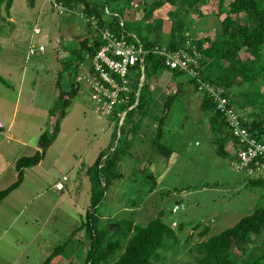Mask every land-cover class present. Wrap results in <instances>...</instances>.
<instances>
[{
	"label": "rangeland",
	"instance_id": "obj_1",
	"mask_svg": "<svg viewBox=\"0 0 264 264\" xmlns=\"http://www.w3.org/2000/svg\"><path fill=\"white\" fill-rule=\"evenodd\" d=\"M152 1L155 0H134L135 8L130 7L123 16L124 21L130 23L127 25L137 29L144 14L143 2L148 5ZM217 4L213 0L198 3L195 6L199 9L197 12L195 7L180 0L167 1L147 20L157 19L161 23L164 45L175 33L179 34L175 31L179 23L184 24L181 33L190 38L209 36L214 39L224 17L218 19L213 13ZM35 27L40 28L39 34L33 32ZM86 29L75 14L58 13L50 0H34L33 5L27 0H14L9 19L5 12L0 13V76L5 80V83L0 81V172L3 173L0 189L11 181L10 163L21 156L34 154L31 149L37 144L40 132L51 128V113L59 106L57 96L61 89L57 80L64 61L57 55L65 45L75 47L79 39L88 35ZM41 43L46 45V51L28 58L29 46ZM63 78L65 85L67 75ZM157 78L153 87L154 102L148 113L161 116L166 95L173 93L176 87L167 73L161 72ZM161 79L164 83H160ZM185 79V76L180 78ZM86 100L82 96L80 101L84 106L76 99L67 108L68 115L60 124V133L46 151L45 166L26 168H30L31 174L34 172L38 179L25 172L22 189L8 197L6 203H0V234L11 223L0 237V264H43L55 248L58 252V247L62 249L61 254L54 256L48 264L86 263L90 238L84 224L91 210L92 193L86 186L91 181L90 177L89 184L81 179L82 173L77 179L76 173L92 163L99 149L108 153L107 142L115 132L117 137L109 151L115 149L120 139V127L116 126L114 116L97 114ZM200 101V95L189 84L176 96L160 141L171 151L168 156L154 150L151 141L146 146V137L155 134L157 121L145 117L143 124L138 123L141 128L136 136L145 146L136 142L135 148L129 147L126 153L116 155L122 178L107 187L106 198L96 212L99 228L100 225L109 228L111 223L124 218L145 225L162 212L163 221L174 229L177 240L167 241L165 248L159 251L162 258L157 264H194L196 245L200 241L232 227L259 205V190L249 187L243 174L233 169L231 158H222L215 153L214 136L199 107ZM146 124L153 128L148 130L149 135ZM8 131L15 140L4 138ZM57 158L53 170L45 173L46 165ZM77 162L79 165L73 171ZM63 173L69 181L62 180ZM57 179L70 186L64 189L63 197L57 196L63 191L55 193L51 187ZM130 202L135 205L129 209ZM176 203L180 204V209L172 212ZM22 205L25 206L15 219L16 211ZM204 226L209 230L206 236H201L199 232ZM111 233L109 229L106 236ZM17 236L20 240L16 242ZM263 239L264 233L257 243ZM60 257L65 260L58 262Z\"/></svg>",
	"mask_w": 264,
	"mask_h": 264
},
{
	"label": "trees",
	"instance_id": "obj_2",
	"mask_svg": "<svg viewBox=\"0 0 264 264\" xmlns=\"http://www.w3.org/2000/svg\"><path fill=\"white\" fill-rule=\"evenodd\" d=\"M13 1L0 0V13L5 12L7 19L10 17ZM27 1L31 5L34 3V0ZM52 1L67 9L80 8L85 15L95 17L101 28L118 31L120 30L119 20L122 19L125 30L134 32L143 46L151 50L145 58V80L140 88L138 103L134 109L127 113L124 123L120 126V139L115 149L109 151L114 146L116 132L107 147L108 153L106 150L101 151L88 168L92 193L91 210L87 213L84 224L86 234L90 238V248L87 251L85 264H157L162 258L159 251L165 248L167 241L177 240L174 229L163 221L162 212H159L145 225L124 218L111 223L109 228L101 225L99 228L98 226L96 212L106 198L107 187L111 186L114 180L122 178V174L117 169L119 160L116 155L122 152L124 154L129 149L131 141L129 142L128 135L135 132L134 129L145 117H152L151 119L157 121L152 147L168 156L171 151L160 142L165 120L181 88L189 84L192 90L201 97L199 107L207 118L209 129L214 136L215 153L222 158H231V163H233L236 160L234 152L237 148V141L231 134L223 113L217 108V102L207 92L198 91L196 81L189 78L186 73L179 70H166L163 56L153 52L152 49L155 46H164L169 50H175L190 40L202 56L200 61L201 79L224 89L223 95L228 98L230 105L238 110L243 127L257 141L264 143V0H213L218 3L216 10L213 11L215 16L219 19L224 15L220 22V30L214 39L209 36L190 38L185 35L186 33H181L184 24L179 23V27L175 30L179 34L175 33L167 45H164L163 42L164 33L161 23H158L157 19H153V21L147 19L163 2L174 3L177 0H155L148 5L143 2L144 14L140 20L141 25L137 29L127 25L130 23H126L123 19L125 11L134 7V0ZM180 1L193 8L198 3H204L207 0ZM137 3L139 4V2ZM106 8L111 14L117 13L118 16L106 15ZM195 10L199 12L196 7ZM65 13L73 14L68 11ZM101 44L99 38L87 35L83 39H79L75 47L67 46L68 58L63 61L57 80L58 88L61 89L57 98L59 106L51 113L56 117L55 121L51 123L50 130L44 131L39 136L40 151H36L32 155L21 156L16 160L17 178L11 185L0 190V203L22 183L24 169L36 166L42 160L45 151L58 134L60 120L66 115L67 108L77 94V88L73 85L76 71L73 64L92 58ZM72 68V73L68 75L69 69ZM164 70L170 73L171 79L175 81L176 89L173 93L166 95L160 109L161 116L155 113L152 115L148 112L154 102L153 87L157 84L158 74ZM65 74L69 76V81L72 83V87L67 92L63 91ZM182 76H185L186 79L180 80ZM139 77L140 73L133 70L131 74L133 90L138 89ZM0 81L5 83L1 76ZM163 81L161 83H164ZM133 102L134 97L130 103ZM114 120L118 126L115 116ZM263 162L264 159L258 157L252 163V167L261 165ZM240 173L243 174L249 187L259 190V205L252 212L241 217L232 227L200 241L196 245L197 254L194 264H264V239L257 243L258 237L264 233V174L259 177H250L246 171H240ZM149 190H152V187ZM130 205H135V203L130 202ZM179 226L181 229L183 228L181 224ZM77 229L73 230L74 234ZM109 229L112 230V233L107 237ZM208 230V227L204 226L199 234L206 236ZM58 248V252L56 253L55 248L43 264H48L54 256L61 254L62 249Z\"/></svg>",
	"mask_w": 264,
	"mask_h": 264
},
{
	"label": "built area",
	"instance_id": "obj_3",
	"mask_svg": "<svg viewBox=\"0 0 264 264\" xmlns=\"http://www.w3.org/2000/svg\"><path fill=\"white\" fill-rule=\"evenodd\" d=\"M50 3L58 10V13L68 11L75 14L86 26L88 36L101 40L102 44L92 58L87 57L88 60L73 64L76 70L73 85L77 88L78 95L87 99L86 103L93 108L94 112L104 117L115 116L120 127L127 113L138 103L140 88L145 80V58L151 50L143 46L134 32L125 30L122 19L119 20L120 30L114 31L110 28H101L95 17L85 15L80 8L67 9L52 0ZM105 12L108 16H118L117 13L111 14L107 8ZM33 32L39 34L41 31L40 28L35 27ZM67 46L65 45L58 54V57L64 61L68 58ZM45 51L46 45L42 43L38 46L30 45L27 57L43 54ZM152 51L163 56L166 70H179L186 73L189 78L196 81L198 91L207 92L217 102V108L223 113L230 132L237 141L233 169L238 172L246 171L250 177L263 175L264 162L256 167H252V163L258 157L264 159V143L257 141L243 127L238 110L231 106L228 98L223 95L224 89L201 79L202 56L190 40L175 50L155 46ZM133 70L140 73L137 90L132 88ZM132 97L134 102L130 103ZM65 179L64 176L63 180ZM55 188L63 189V181H58ZM179 209L180 204L176 203L172 207V212H177Z\"/></svg>",
	"mask_w": 264,
	"mask_h": 264
},
{
	"label": "crops",
	"instance_id": "obj_4",
	"mask_svg": "<svg viewBox=\"0 0 264 264\" xmlns=\"http://www.w3.org/2000/svg\"><path fill=\"white\" fill-rule=\"evenodd\" d=\"M57 57H58V55H57ZM161 72H163V73H167L169 76H170V73H168L167 71H161ZM160 72V73H161ZM72 73V69H69V71H68V75H70ZM67 75V78L65 79L66 80V82H65V85H64V82H63V91H69L70 90V88L72 87V83L69 81V76ZM65 76H66V74H65ZM160 80V79H159ZM163 79H161V81H162ZM161 81H160V83H161ZM65 88H67L68 90H65ZM59 91V90H58ZM60 93V92H59ZM58 97V96H57ZM80 98H81V96L80 95H78V93L76 94V96L72 99V101L73 100H76V99H78L79 100V102H80V104L82 105V106H84V104L80 101ZM74 102V101H73ZM78 102V103H79ZM72 103V102H71ZM88 105V104H87ZM68 110H66V115L60 120V124H63L64 123V121H65V118L67 117V115H68ZM52 118V123H54V121H55V116H52L51 117ZM141 124H143V121L141 122ZM147 126H146V128H145V130L147 131V133H148V130H152L153 128H151V126H150V124L148 125V124H146ZM136 127V126H135ZM141 127L138 125L137 126V128L136 129H134L135 130V132H131L129 135H128V139H129V142L131 141V144H130V148H132V147H134L135 148V144H136V142H138V143H140V145H143V146H145V143H142L139 139V137H137L136 136V132L140 129ZM59 129H61V128H59ZM46 130H48V129H46ZM45 130V131H46ZM50 130V129H49ZM155 132V131H154ZM43 133V131H41L40 132V134H39V136L41 135ZM60 133V132H59ZM59 133L56 135V137H55V139H57V137H58V135H59ZM148 135H149V133H148ZM4 138H6V140H11V141H13V140H15V138H14V136L12 135V133L10 132L9 133V131L8 132H6V135L4 136ZM163 138V137H162ZM161 138V139H162ZM38 139H39V137H38ZM54 139V140H55ZM153 139H154V135L152 134V135H150V137H146V140L145 141H147V143H146V146H148V145H150L149 144V141H153ZM53 140V141H54ZM143 141V140H142ZM145 141H143V142H145ZM163 141V140H162ZM107 142V141H106ZM108 143L110 144L111 143V138L109 139V141L107 142V145H108ZM137 143V144H138ZM52 144V143H51ZM51 144L49 145V147L47 148V150L46 151H48L49 149H50V147H51ZM152 144V143H151ZM53 145V144H52ZM106 145V146H107ZM142 146V147H143ZM141 147V148H142ZM106 148V147H105ZM151 149V148H150ZM32 153H35L36 151H40V149H39V147H38V140H37V144L36 145H33L32 146ZM104 149L103 148H101V149H99V151H98V154H97V156L93 159V161H91L92 163H90L88 166H86V167H83V168H80V170H79V173L77 174L76 173V178L78 179L79 177V175L82 173V178L81 179H84L85 181L87 180L88 181V184H89V173H88V168L94 163V161L96 160V158L99 156V154H100V152L101 151H103ZM46 151H45V153H44V155H43V158H42V160L36 165V166H34V167H38V168H42V167H44L45 166V164H44V161H45V155H46ZM136 154H139V153H137L136 152ZM58 158H60L59 156H58ZM58 158L57 159H55V160H53L52 161V163H48V165H46V166H48V167H46L45 168V173H48V171H50V170H53V168H54V164H56V162L58 161ZM80 161V160H79ZM15 162H16V160L14 159V161L12 162V163H10V169H12V176H11V178H10V183H9V185H11L15 180H16V178H17V174H18V172H17V170H16V168H15ZM79 164H78V162L75 164V165H73V171H75V166H78ZM84 169H86L85 171V173L83 172L84 171ZM1 172H2V170H0ZM0 172V176L1 175H3V173H1ZM25 172H27V176H29V177H35V179H38V177L37 176H35L33 173L34 172H32V174H31V171H30V168H28V169H24V179H23V181H22V183L15 189V190H13L3 201H2V203H6V201H7V199H9L8 197H12L11 195H15V193H18L19 192V190L20 189H22V187H23V185H24V181H25ZM29 173H30V175H29ZM50 175H51V173H50ZM66 177V179L65 180H63V177ZM77 179H76V181H75V183H77ZM62 180L64 181V182H67V181H69V178L66 176V174L65 173H63L62 174ZM62 180H59V179H57L56 180V182L54 183V184H52L51 185V187H53L55 190H56V192L55 193H57V192H61V191H63V193H61V194H58L57 196H61V197H63L64 196V194H65V192H64V189H66V188H70V186H68V185H66V184H64L63 183V189L62 190H58V189H56L55 188V184L58 182V181H62ZM9 185H7L6 187H8ZM6 187H4V188H6ZM4 188H2V189H4ZM86 188L90 191V189H91V184L90 185H88V186H86ZM1 190V189H0ZM43 192V191H42ZM86 193H88V191H86ZM13 195V196H14ZM71 198H72V196H71ZM70 202H71V204H73V200L71 199L70 200ZM2 205V204H1ZM0 205V206H1ZM24 206L25 205H22V206H20L18 209H17V211H16V215H15V219L20 215V213L19 212H21V210H23V208H24ZM132 207H134V205H132V206H129V209L130 208H132ZM78 214H80V213H78ZM80 216V215H79ZM14 220V219H13ZM78 220H80V219H78ZM13 222V221H12ZM134 223H136L135 221H133ZM7 223V222H6ZM7 225V224H6ZM6 225H4V226H6ZM11 226V223L9 224V225H7L6 227H4V229H2V230H4V231H2L1 232V234H0V237L4 234V233H6V231L8 230V228ZM75 228V227H74ZM78 234V233H77ZM76 234V235H77ZM18 237V236H17ZM16 237V239H15V241L17 242L18 240H20V238L18 237L17 238ZM64 261L65 259L64 258H62V257H60L59 259H58V262L59 261ZM56 264H58V263H56ZM61 264V263H60ZM65 264H67V262L65 263Z\"/></svg>",
	"mask_w": 264,
	"mask_h": 264
}]
</instances>
